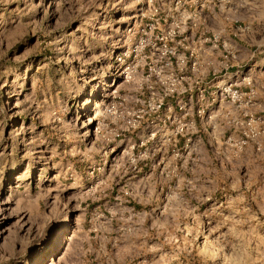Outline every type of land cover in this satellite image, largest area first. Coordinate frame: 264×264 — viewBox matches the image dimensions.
<instances>
[{
  "label": "rangeland",
  "instance_id": "obj_1",
  "mask_svg": "<svg viewBox=\"0 0 264 264\" xmlns=\"http://www.w3.org/2000/svg\"><path fill=\"white\" fill-rule=\"evenodd\" d=\"M130 1L0 0V264H264V126L207 147L203 190L91 173L102 160L86 123ZM232 15L264 118V0Z\"/></svg>",
  "mask_w": 264,
  "mask_h": 264
},
{
  "label": "built area",
  "instance_id": "obj_2",
  "mask_svg": "<svg viewBox=\"0 0 264 264\" xmlns=\"http://www.w3.org/2000/svg\"><path fill=\"white\" fill-rule=\"evenodd\" d=\"M238 1L131 0L123 7L106 99L86 123L102 160L91 173L120 168L127 180L157 190H203L215 170L207 147L228 150L237 126L241 144L246 130L264 126L253 111L250 67L226 35Z\"/></svg>",
  "mask_w": 264,
  "mask_h": 264
},
{
  "label": "crops",
  "instance_id": "obj_3",
  "mask_svg": "<svg viewBox=\"0 0 264 264\" xmlns=\"http://www.w3.org/2000/svg\"><path fill=\"white\" fill-rule=\"evenodd\" d=\"M237 26H238V23L235 21L226 23V28H227L226 35L236 44V47L240 53L241 65H243L244 68L250 67V70H251L252 64H256V60L252 61L253 56H255V53H254L255 49L248 43L247 37H244V36L241 37L238 34V31L236 30ZM262 112H264V109H262Z\"/></svg>",
  "mask_w": 264,
  "mask_h": 264
}]
</instances>
